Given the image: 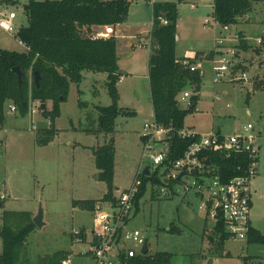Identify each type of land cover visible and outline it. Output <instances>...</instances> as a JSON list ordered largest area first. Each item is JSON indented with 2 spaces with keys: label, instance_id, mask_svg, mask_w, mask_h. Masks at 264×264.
I'll list each match as a JSON object with an SVG mask.
<instances>
[{
  "label": "rangeland",
  "instance_id": "374dc122",
  "mask_svg": "<svg viewBox=\"0 0 264 264\" xmlns=\"http://www.w3.org/2000/svg\"><path fill=\"white\" fill-rule=\"evenodd\" d=\"M28 1L0 0L4 8L16 15L13 34L0 30V50L25 51L15 35L20 28L27 26L23 7ZM128 1L131 5L120 28L135 36L149 31L150 4L180 1L177 5L176 58L182 65L187 64L185 57L196 60L195 65H199L203 72L197 93L190 87L184 90L191 97H198L194 111L188 112L184 118V127L200 135L213 131L230 136L241 135L243 128L250 124L264 136L263 44L258 45L262 54L257 62H249L257 55L253 52L256 37L264 34L263 4H254L252 17L240 19L238 26L233 27L231 33L229 31L230 46L238 47L241 39L248 46L246 51L239 49L237 56L238 66L247 72L250 82L242 84L237 81L214 82L213 68L218 61L215 44L226 33L213 17L212 2ZM205 20L209 23L206 26ZM246 25L252 26L248 29ZM236 29L249 33L250 42L240 33L236 35L237 41ZM148 51V48H137L134 57H119L118 106L135 112L136 116L118 117L111 135L94 132L98 119L96 107L111 105L103 73L83 72L80 84L70 83L66 99L60 103L59 115L53 122L55 133L51 136L42 134L43 130L50 128V122L42 116L40 109L31 115L28 108L26 115L21 116L18 112L10 113L9 104L5 106V122L0 127V195L5 199L0 200V219L7 211L27 213L32 221L39 210L42 211L41 225H34L17 250V264H44L58 252L67 253L71 264H93L90 258L82 256L90 250L92 213L73 206V203H97L106 193V184L98 178L92 150L110 138L114 147V194L116 190L124 191L132 185L142 157L139 132L144 122L153 120L147 75ZM207 54H211L209 59L205 58ZM188 103H181L180 107L186 110ZM31 105L33 109L37 107L35 102ZM45 106L49 111L52 105L48 102ZM38 139L46 143L41 144ZM250 186L249 219L252 228L264 237V147ZM150 190L148 188L140 200L139 211L128 224L129 229L148 238L149 254L168 253L172 257L171 264H264L263 244H248L246 238L229 239L219 246L213 233V222L200 208L197 197L192 194L163 197L158 189L151 196ZM79 229L86 230V241L73 245L71 234Z\"/></svg>",
  "mask_w": 264,
  "mask_h": 264
},
{
  "label": "trees",
  "instance_id": "16d2710c",
  "mask_svg": "<svg viewBox=\"0 0 264 264\" xmlns=\"http://www.w3.org/2000/svg\"><path fill=\"white\" fill-rule=\"evenodd\" d=\"M179 2L150 4L152 23L146 44L149 49L148 84L153 120L164 128L170 127L174 130L184 128L186 114L194 111L198 101L197 95H193L189 106L183 110L178 103L179 96L190 86L193 87L192 91L197 93L201 82L198 74L189 70L191 65L196 64V60L186 59L187 64L182 65L176 58ZM260 3L264 6V0H213V17L220 26L232 27L252 13L254 4ZM130 5L128 0H29L23 7L27 26L20 28L15 35L19 43L25 46V51L17 53L0 50V127L5 122L4 112L7 104L15 107L19 115L25 116L31 99L41 105L51 103L49 111L45 108L40 112L50 122V128L43 130L42 134L53 135V122L59 115L60 103L66 99L70 83L80 84L83 72L106 74V88L111 99L110 106L96 107L98 119L94 132L111 135L118 117H135V112L123 110L118 106L117 83L120 75L116 40L113 37L98 38L94 30L121 25L127 18ZM160 19L164 20L165 24H161ZM261 37L264 45V36ZM236 48L238 56V52L246 51L248 46L241 39ZM258 51L254 49L256 54ZM15 68H19L23 73L20 86L17 76L12 72ZM235 69L243 70L238 65ZM35 72L39 75L38 86L34 83ZM38 141L41 144L46 143L40 139ZM188 145V141L174 140L168 161L179 159ZM92 154L99 180L104 182L107 188L101 201H114L112 139L92 150ZM201 160L207 168L212 169L210 174L217 176L223 183L244 175L250 164L246 154L225 157L221 153L209 152L201 157ZM148 185L151 187V196H154L159 187L164 186L155 176L143 177L133 215L138 213L139 202L147 192ZM172 186L173 184H169L167 187L171 190ZM95 204L93 201H85L74 202L73 206H80L92 212ZM33 229L34 224L29 214L7 211L2 213L0 264H17V250ZM213 233L217 236L219 246L230 239L220 220L213 225ZM247 243L264 245V237L250 228ZM68 256L65 252H58L46 259L44 264H61ZM171 258L168 253H147L131 259H122L120 264H171Z\"/></svg>",
  "mask_w": 264,
  "mask_h": 264
},
{
  "label": "built area",
  "instance_id": "2783aa9c",
  "mask_svg": "<svg viewBox=\"0 0 264 264\" xmlns=\"http://www.w3.org/2000/svg\"><path fill=\"white\" fill-rule=\"evenodd\" d=\"M133 1V0H132ZM151 0H148L150 2ZM251 18V14L247 15ZM16 15L6 9L0 3V30L14 33L13 21ZM161 24L165 21L160 19ZM152 23V22H151ZM204 21V26L208 25ZM229 26H222V32L226 36L216 40L215 48L218 61L213 68L214 82L237 81L242 84H250L247 72L236 70L238 64L236 46H227L229 40ZM236 36V35H235ZM103 38L102 35H97ZM237 37V36H236ZM238 41V37H237ZM257 45L262 44V38L256 39ZM24 48L25 46L20 43ZM26 49V48H25ZM201 78L203 72L199 66L189 68ZM192 86L190 89L192 90ZM191 95L188 91L183 92L178 103H188ZM29 113L32 115L39 111L41 104L38 101L29 100ZM37 107L33 109L32 103ZM189 103L187 104V107ZM9 112L15 113V107L9 105ZM142 143V157L138 171L132 185L124 191L116 190L114 201H98L92 210V227L89 231V251L82 256L90 258L93 264H120L122 259H131L143 255L142 247L145 237L137 230L128 228L134 214V206L137 194L142 185L143 177L158 178L164 186L158 188L161 196L173 194H192L200 200V208L213 225L220 220L224 230L230 239H246L251 228V180L256 174L260 151L264 145V136L254 127L248 124L243 128L241 135H222L211 132L208 135H200L186 128L174 130L158 125L154 120L144 122L140 132ZM174 140L188 141L189 145L181 157L175 161H168V155ZM221 153L225 157L231 155L246 154L250 164L244 175L230 179L223 183L217 176L211 175L212 169L207 168L201 157L205 154ZM145 161L147 164L144 165ZM149 167V175L145 176L143 170ZM183 175L179 178L180 174ZM173 184L172 189L168 185ZM148 188H151L148 185ZM171 192V193H169ZM0 195V200H4ZM86 230L79 229L72 232V244H82L86 241ZM61 264H71L68 256Z\"/></svg>",
  "mask_w": 264,
  "mask_h": 264
},
{
  "label": "crops",
  "instance_id": "0c3cea01",
  "mask_svg": "<svg viewBox=\"0 0 264 264\" xmlns=\"http://www.w3.org/2000/svg\"><path fill=\"white\" fill-rule=\"evenodd\" d=\"M212 2V1H211ZM151 22H152V18H151ZM239 22H240V20L237 22V24L236 25H234V26H232V27H230V29H229V31H230V33H231V30L233 29V27H237L238 26V24H239ZM250 26H252V25H246V27H248V29L250 28ZM121 26L120 25H118V26H116L115 28H111V27H106V28H103V27H99V28H94V30H95V32L97 33V35H102V37L103 38H109V37H113V38H115V40H116V55H117V60H118V67L120 68V56L121 55H132L133 57L135 56V49H137V48H148L147 46H146V44H147V42H148V36H149V33H150V30H151V23H150V27H149V31H148V33L147 34H144V32L143 33H141V34H137L136 36L135 35H132V34H129V33H124L122 30H121V28H120ZM238 33H240V34H242L243 36H245V40H247L248 42H250V40H249V33H247V32H245V31H243V30H241V29H236L235 30V35H237ZM145 35H146V37H145ZM239 35V34H238ZM261 36H264V34L263 35H261ZM261 36H257L256 37V39L257 38H262ZM145 37V38H144ZM252 43V42H251ZM252 44H254V43H252ZM227 46H230V45H232L231 43H227L226 44ZM254 47H255V49H258L259 51H258V53H257V55H255V59L254 58H250V63H254L255 61L257 62V60H258V57L262 54V52H260L261 51V49H260V47L258 46V45H253ZM264 49V48H263ZM149 50V49H148ZM213 52V51H212ZM254 52V51H253ZM255 53V52H254ZM148 56H149V51H148V54H147V56H146V58L148 59ZM209 57H210V54H207V55H205V58L206 59H209ZM261 58V57H260ZM185 59H190L189 57H185ZM263 62H264V60H263ZM199 66V65H198ZM200 67V66H199ZM106 75V74H105ZM147 75H148V70H147ZM121 79V78H120ZM120 79H119V81H118V83L120 82ZM118 83H117V85H118ZM223 94H225V91H223ZM150 95V94H149ZM120 108H122V107H120ZM247 113H249V110H247ZM152 118H153V113H152ZM142 128V127H141ZM184 128H186V127H184ZM186 129H188V128H186ZM190 130H192V129H190ZM192 131H194V130H192ZM141 132V131H140ZM140 132H139V134H140ZM195 132V131H194ZM213 132V131H212ZM260 134H261V132L260 131H258ZM215 133H219V132H215ZM220 134V133H219ZM262 135V134H261ZM264 147V145L262 146V148ZM262 148H261V151L260 152H262ZM5 197V196H4ZM251 198H252V196H251ZM5 199V198H4ZM252 205V204H251ZM250 225H251V222H250ZM251 228H252V225H251ZM81 230H83V229H81Z\"/></svg>",
  "mask_w": 264,
  "mask_h": 264
},
{
  "label": "water",
  "instance_id": "95a60500",
  "mask_svg": "<svg viewBox=\"0 0 264 264\" xmlns=\"http://www.w3.org/2000/svg\"><path fill=\"white\" fill-rule=\"evenodd\" d=\"M103 1H108V0H103ZM203 1H206V2H211L213 0H203ZM12 72L17 76V83H18V86H20L23 82V73L20 71L19 68H15L12 70ZM33 77H34V83L36 86H38V81H39V75L38 73H34L33 74ZM46 106L43 104L40 106V110L42 109H45ZM143 174L145 176H148L149 175V167H145L144 170H143ZM183 175L180 174L179 178ZM99 178V176H98ZM41 221H42V211L39 210V212L36 214V216L33 217L32 219V223L35 225V226H40L41 225ZM148 238L145 239L144 241V245L142 247V254L145 255L148 253Z\"/></svg>",
  "mask_w": 264,
  "mask_h": 264
}]
</instances>
